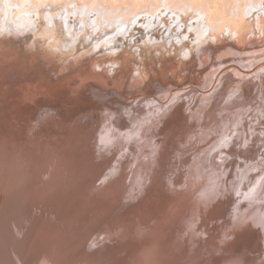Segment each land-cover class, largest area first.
Segmentation results:
<instances>
[{"label":"bare ground","instance_id":"bare-ground-1","mask_svg":"<svg viewBox=\"0 0 264 264\" xmlns=\"http://www.w3.org/2000/svg\"><path fill=\"white\" fill-rule=\"evenodd\" d=\"M263 8L264 0H0L1 74L17 84L14 101L43 99L39 113L23 103L13 117L0 109V250L23 247L21 264H264V66L246 74L264 52L244 53L247 25ZM182 26L195 37L177 40ZM116 32L134 33L144 55H115ZM159 46L168 49L157 61ZM253 54L262 57L246 62ZM227 64H236L227 96L207 92L213 84L195 91ZM157 66L163 76L151 73ZM121 90L145 93L130 94L128 107ZM189 91L186 105L201 100L191 124L207 136L161 124L171 107L152 99ZM17 227L29 231L20 240ZM1 253L0 264H11Z\"/></svg>","mask_w":264,"mask_h":264},{"label":"rangeland","instance_id":"rangeland-1","mask_svg":"<svg viewBox=\"0 0 264 264\" xmlns=\"http://www.w3.org/2000/svg\"><path fill=\"white\" fill-rule=\"evenodd\" d=\"M71 6H73V5H71ZM13 11H14V9H12V14H11V16H13ZM260 11V10H259ZM256 12V14L251 18L252 20L250 21V23H249V25H247V27L248 28H246V40H247V48H249L248 49V51L246 50H244V53H251V52H258V53H261V52H264V8H263V11L260 13V12ZM7 13V12H6ZM10 13V12H9ZM259 14H261L260 16H263V19H262V21H259L258 20V17L256 16V15H259ZM77 15V14H76ZM84 16H82V18H83ZM56 18H58V15L56 16ZM255 19V20H254ZM9 20H12V19H9ZM256 20H258L257 21V24L255 23L256 22ZM187 21V20H186ZM85 23V22H84ZM253 23H255V24H253ZM255 25H256V27H257V29H255ZM140 27L141 26H139V28L138 27H135V28H137V30H139L140 29ZM181 28V33L180 34H177V35H175V38L177 39V40H181L182 38H185L186 40H187V38H189V36L191 37H195V33H191V31L190 32H187V30H188V28L187 27H185V26H182V27H180ZM254 30H253V29ZM253 30V31H252ZM90 32H94V34H97L98 32L97 31H92V30H90ZM259 32H260V34H259ZM262 32V33H261ZM116 34V39H117V41H118V43L120 44V48H117L116 49V53H115V55H117V56H121V55H125V54H128V51H130V53H132V54H135L134 56H135V58H137L138 57V55H141V56H143L144 55V53L143 52H137L135 49L136 48H139V49H142L143 47L142 46H139L137 43H136V41H135V39H134V33H131V32H125L124 34H118L117 32L115 33ZM151 35H153V32L151 33ZM249 36V37H248ZM131 37V38H130ZM258 38V39H257ZM260 38V39H259ZM127 39H131V40H134V42L130 45V44H128L127 46H126V41H127ZM253 40V42L251 43V44H249L250 43V41H252ZM254 40H256V41H254ZM249 45V46H248ZM240 46H242V45H240ZM240 46H235L236 48V50H234V49H232V50H234V51H237L238 49H240ZM125 47H127L126 48V50H123ZM164 47V50L163 51H161L160 50V46L159 47H156L155 49L157 50L156 52H155V57H156V59H157V61H159V59L157 58V55H162L163 53H164V51L165 50H167L168 48L167 47H165V46H163ZM255 47H257L256 49H255ZM258 47H260V48H258ZM178 48V47H177ZM253 48L256 50H254L253 51ZM148 50H152V49H148ZM251 50V51H250ZM107 52H112V50H107ZM137 54H136V53ZM166 56H171V53H166L165 54ZM259 57H262V54H253V55H248L247 56V58L245 59V61L246 62H249V61H251V60H256V59H259ZM134 58V59H135ZM231 58H234V57H231ZM23 63L22 64H25L24 62H25V60H23L22 61ZM238 62V61H237ZM158 65H160L161 67H162V65L161 64H158ZM216 65H218V64H216ZM236 64H234V65H228L227 64V66L226 65H221V66H214V68H213V72H214V74H213V76H211V77H209L208 76V78H204V80L205 81H202L201 82V85H203L201 88H199V87H197L196 89H195V91L197 90V89H203V88H205V87H207L209 84H213V85H215V86H212L211 88L209 87L208 88V90H207V92H210V91H213V94H216V96L215 97H218V96H221V95H223V96H227V90H228V87L230 86V82H229V80H231L232 81V79H231V74H232V70L233 69H235V66ZM264 66V63L263 62H260L256 67L254 66V67H252L251 69L253 70H250V71H248V72H246V74H249V73H253L254 71H256L257 69H259L260 67H263ZM150 67H151V65H150ZM158 67V66H157ZM161 67H158L157 69H155V70H153V71H151V73H153L154 75H162L163 76V74L164 73H166L164 70H162L161 69ZM246 67H250V66H246ZM239 67H237V69H238ZM6 70V69H5ZM60 71H59V73L58 74H60V72H61V69H59ZM199 70V69H198ZM4 72V68H0V74L1 73H3ZM6 72V74H5V76L4 75H2L1 74V76H3V77H1L0 76V80L2 79V82H0L4 87L3 88H5V87H7L6 89H1V85H0V92H2L3 93V95H4V98H3V100H2V102H5V103H1L0 102V109L2 108V109H4L3 111H7V114L8 115H10L11 114V116L13 117V115H12V109H14V110H16V111H18V112H20V111H22V109H23V107L26 109V111H32V112H40V105L41 104H43L42 102H43V99H42V97H40L39 95L38 96H36V97H33V98H35L34 99V101H33V98H30V99H28L27 101H29V103L27 102V101H25V103H23L22 101H20V100H16V101H14L15 100V96L13 97V96H11V95H15V94H13L12 92H9V90L14 86V84L17 86V84L15 83V80L13 81V79L12 78H9V75H10V73H8V71L6 70L5 71ZM44 72V73H43ZM48 73H51L49 70H46V69H44V70H42V74H48ZM244 73V72H243ZM8 74V75H7ZM245 74V73H244ZM262 76H264V75H262ZM260 76H259V74H254L253 75V77H252V80H256V78H259ZM12 80V81H11ZM46 80L47 81H50V79L49 78H46ZM233 82L234 83H236V82H238L239 81V78H233ZM10 82H13V83H10ZM71 84H75V83H71ZM231 85H233V84H231ZM12 86V87H11ZM108 86H110V87H121L120 85H118L117 83H115V84H113V86L112 85H108ZM10 87V88H9ZM15 87V86H14ZM216 88V89H215ZM8 89V90H7ZM185 89H189V88H185ZM5 90V91H4ZM9 93H8V92ZM90 91V93H91V95H97V96H99V97H103V96H100V95H98V94H96L94 91L95 90H89ZM121 91H123V92H121L124 96H125V98L127 99V100H129V104H128V107H131L132 105H133V103H134V100H135V98L137 97V96H135V95H130V94H136V95H138V94H141V93H145L144 91H140V92H134V91H125V90H121ZM192 93H194V91H189V92H186L185 93V95H183L182 97H181V99L180 100H174V99H166L165 101H160V100H158V101H156V100H154V99H152L153 100V102H154V104L155 105H159L158 106V108H161V109H166L165 108V105H163V103H166V102H168L167 104L171 107V111H170V113L169 114H166V117H163V116H161L159 119H163L162 120V122H161V124H165V123H168V126H172L173 125V123H174V125L173 126H178V128H177V132L178 133H180L181 134V137H183L184 136V134L187 132V130L188 129H195L196 130V134L197 135H202V136H207V134H202L203 133V131H204V128H201V127H195V125H192L191 124V122H192V119H196V112H197V115H198V109H196V107H197V103L198 102H200L201 100H200V96L198 95V96H193V99H194V101H197V102H195V105H193V104H185V102H186V99L187 98H190L191 96H192ZM59 94H60V97H64V95H63V93L62 92H59ZM9 95L11 96V97H9ZM113 96H114V94H113ZM9 98H11L12 100H10ZM32 99V100H31ZM114 98H112V100H113ZM164 100V99H163ZM12 101V103H9V102H11ZM14 101V102H13ZM33 101V102H32ZM30 102H32V103H30ZM19 103V104H18ZM23 103V107H22V104ZM28 103V104H27ZM5 104V105H4ZM17 104V105H16ZM70 105H71V108L74 106V103L72 102V103H69ZM3 105V106H2ZM31 105V106H30ZM186 105V106H185ZM2 106V107H1ZM5 106V107H4ZM12 106V107H11ZM26 106H27V108H26ZM212 106H214V103H212L211 105H210V107H212ZM4 107V108H3ZM16 107V108H15ZM21 107V108H20ZM32 107V108H31ZM58 107V106H57ZM122 107H124V106H122ZM243 107V106H242ZM19 108V109H18ZM29 108V109H28ZM44 109H45V107H43ZM18 109V110H17ZM44 109H42V110H44ZM10 110H12V111H10ZM74 111H76V112H78L79 113V111H77L76 109H73ZM186 110H188V111H186ZM25 111V112H26ZM45 111V110H44ZM43 111V112H44ZM9 112H10V114H9ZM164 113H166V112H164ZM120 114H124V113H121L120 112ZM68 117H71V115H69V114H66L65 115V118H68ZM23 118V117H22ZM11 119V118H10ZM155 129H156V127H154L153 129H151V131H150V133L151 134H155ZM170 134V137H171V146H174L175 144H176V141L172 138V134L171 133H169ZM180 137V138H181ZM222 200L221 199H219V200H217L216 201V203L218 204V203H220ZM54 221H55V219H53L52 221H50V225H54ZM16 222L18 223L19 222V218L18 219H16ZM29 231H27V232H25L23 229H20V228H16V230H15V232H13L12 233V236L14 237V235H18V240H20L21 239V237L23 236V235H25L26 233H28ZM64 232L66 233V235H67V239L66 240H70L71 239V237H70V235H69V233H71V232H67L66 230H64ZM72 234V233H71ZM73 235V234H72ZM8 247H9V245H8ZM18 248V249H17ZM85 248V247H84ZM83 248V249H84ZM4 249V250H3ZM7 251H6V250ZM17 249V250H16ZM76 249H78V247H75V250ZM3 251H5V252H3ZM24 250H23V247L21 248V246H17L15 249H10V248H7L6 246H4V248L3 247H1V250H0V253L1 254H3L2 255V257H3V260L5 261V262H8V263H10V262H12L11 264H21V263H18L17 262V258H16V256L18 257L22 252H23ZM84 251V254H85V252L87 253L88 252V250L86 249V250H83ZM13 252V253H12ZM88 255V254H87ZM60 257V255H57L56 256V259L57 258H59ZM11 260V261H10ZM13 260V261H12ZM16 261V263H14L15 261ZM43 261V260H42ZM41 261V262H42ZM40 262H38V264H39ZM37 264V263H36ZM43 264V263H42ZM60 264H66L65 262H63V261H61V263Z\"/></svg>","mask_w":264,"mask_h":264}]
</instances>
